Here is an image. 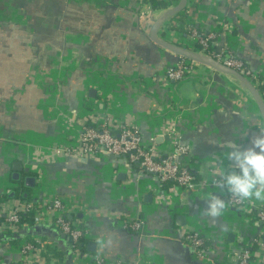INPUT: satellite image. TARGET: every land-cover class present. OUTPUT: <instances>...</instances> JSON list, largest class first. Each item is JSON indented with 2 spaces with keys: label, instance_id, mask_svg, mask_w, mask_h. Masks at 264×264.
<instances>
[{
  "label": "crops",
  "instance_id": "0c3cea01",
  "mask_svg": "<svg viewBox=\"0 0 264 264\" xmlns=\"http://www.w3.org/2000/svg\"><path fill=\"white\" fill-rule=\"evenodd\" d=\"M161 1L168 6L0 0V195L22 183L31 202L58 196L72 207L67 218L90 230L82 254L50 224L31 229L48 264H94V255L122 264H235L237 251L261 231L254 216L228 207L223 185L163 189L124 156L73 154L83 124L114 119L137 126L158 154L187 148L179 160L190 164L196 181L212 183L222 180V171H239L230 167L228 143L245 149L264 136L259 106L234 76L195 63L186 77L168 78L180 57L150 32L179 0ZM204 35L212 36L217 52L243 60L257 76L252 82L264 86V0H188L159 30L164 40L190 49ZM17 160L19 182L12 179ZM26 176L36 178L34 188L25 186ZM213 194L225 201L215 216L206 213ZM134 220L142 221L139 232L125 228ZM194 231L212 250L206 257L185 239ZM20 258L0 241V261Z\"/></svg>",
  "mask_w": 264,
  "mask_h": 264
},
{
  "label": "built area",
  "instance_id": "2783aa9c",
  "mask_svg": "<svg viewBox=\"0 0 264 264\" xmlns=\"http://www.w3.org/2000/svg\"><path fill=\"white\" fill-rule=\"evenodd\" d=\"M212 36H203L199 43L203 46L201 52L206 53ZM196 51L195 48H191ZM207 54V53H206ZM219 62L232 67L249 78L256 79V74L246 66L245 62L232 53L217 52L207 54ZM195 64L193 61H179L167 69V76L172 80H180L186 77ZM73 154L77 157L99 156L109 157L110 154L124 156L129 163H138L140 172H148L155 175L159 187L163 189L176 186L180 191H188L197 187L210 188L221 186L220 181L212 183L198 182L193 174L190 164L179 160V156L187 152V148L177 146L170 154H158L155 146L145 142L139 128L131 123L117 122L111 119L106 121L93 120V123L83 124L81 138L74 145ZM173 184H170L172 183ZM228 207L241 215H252L261 224L262 228L248 246L241 247L236 253L235 264H264V205L254 199L244 200L231 193L226 187ZM71 206L62 198L44 196L38 202H25L22 200L0 201V235H9L20 232L23 223L22 216L33 212L34 221L37 224H50L68 236L74 243L75 250L85 254L80 248V242L90 234V230L83 226L79 220L67 218ZM142 221L134 220L125 223V228L139 232L142 230ZM185 239L195 248L199 256L206 257L209 251L205 238L200 232L185 234ZM38 245L23 239L16 250L21 258L18 264H48L44 257V249L41 240H36ZM94 264H122L121 261H110L101 255H94ZM0 264H6L4 260Z\"/></svg>",
  "mask_w": 264,
  "mask_h": 264
},
{
  "label": "clouds",
  "instance_id": "9594fccd",
  "mask_svg": "<svg viewBox=\"0 0 264 264\" xmlns=\"http://www.w3.org/2000/svg\"><path fill=\"white\" fill-rule=\"evenodd\" d=\"M226 146L231 149L227 154L233 161L230 167L239 171H222L219 183L241 199L264 201V136L253 139L252 146L245 149L231 143ZM224 205L225 201L213 194L206 213L218 215Z\"/></svg>",
  "mask_w": 264,
  "mask_h": 264
},
{
  "label": "water",
  "instance_id": "95a60500",
  "mask_svg": "<svg viewBox=\"0 0 264 264\" xmlns=\"http://www.w3.org/2000/svg\"><path fill=\"white\" fill-rule=\"evenodd\" d=\"M187 4H188V0H179L175 6L167 9L166 12L161 17H159L153 24L150 32V38L161 47L165 48L169 52H172L181 58H184L188 61H193L197 64L206 65L217 72H222L224 74L232 75L235 78H237L238 81L242 84V86H244L254 97L256 103L259 106L260 113L264 119V97L262 96L258 87L249 78L244 76L236 69L219 62L218 60L207 55L206 53H203L201 51H196L184 46H180L178 44H174L172 42L164 40L159 36V30L161 29L163 24L167 20L176 16L178 13L184 11L187 7ZM109 157L111 159L118 158L116 154H110ZM13 169L14 172L12 174V179L16 182H19L21 180L22 170H23L22 162L19 160L13 162ZM119 178L121 179L124 178V174L122 175V173H119ZM35 183H36V178L34 176H26L24 178V184L28 188L29 187L34 188ZM24 196L27 197L28 193L27 192L24 193ZM63 235L65 234L63 233ZM0 237L2 238L3 236L0 235ZM95 247H96L95 243H90L88 245L90 251H93Z\"/></svg>",
  "mask_w": 264,
  "mask_h": 264
},
{
  "label": "trees",
  "instance_id": "16d2710c",
  "mask_svg": "<svg viewBox=\"0 0 264 264\" xmlns=\"http://www.w3.org/2000/svg\"><path fill=\"white\" fill-rule=\"evenodd\" d=\"M152 5L156 8H160V7H167L168 3L161 1V0H149ZM206 35H204L205 37ZM195 48L197 50H203V46L200 43H197ZM205 52L207 54L213 55L215 53H217L215 46L212 44V40L210 41L208 47L206 48ZM180 60L185 61L186 59L181 58ZM254 83L257 84V82H255L253 80ZM258 89L263 91L264 90V86H262L261 84H258ZM138 168V167H137ZM16 186L13 188L8 189L6 192H4L2 195H0V201H5V200H9L11 198H20L22 201L28 202L30 201V197L29 196H24V190H29V189H25L22 183H15ZM170 184H173L170 183ZM22 223H27L28 227L26 228H21L20 232L18 233H14V234H9V235H2L3 237H0V241H7L9 242L12 247L17 248L19 246V243L26 238L27 240H29L30 242H33L34 244L38 245V243H36L35 238L32 237L30 231L31 229H35L38 227L39 224H36L34 221V215L33 212L27 213L25 215L22 216ZM84 242V244H83ZM83 242H80V245L84 250L87 247V242L83 240ZM51 247V245H49V248ZM54 249V250H53ZM53 251L56 252L55 248H52ZM44 255H47V252ZM46 257V256H45Z\"/></svg>",
  "mask_w": 264,
  "mask_h": 264
},
{
  "label": "rangeland",
  "instance_id": "374dc122",
  "mask_svg": "<svg viewBox=\"0 0 264 264\" xmlns=\"http://www.w3.org/2000/svg\"><path fill=\"white\" fill-rule=\"evenodd\" d=\"M194 48H195V46H194Z\"/></svg>",
  "mask_w": 264,
  "mask_h": 264
}]
</instances>
